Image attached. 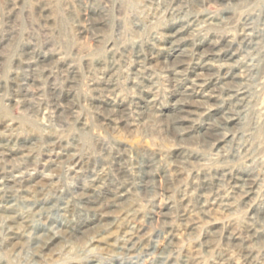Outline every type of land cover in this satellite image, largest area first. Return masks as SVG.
<instances>
[{"label":"clouds","instance_id":"1","mask_svg":"<svg viewBox=\"0 0 264 264\" xmlns=\"http://www.w3.org/2000/svg\"><path fill=\"white\" fill-rule=\"evenodd\" d=\"M0 264H264V0H0Z\"/></svg>","mask_w":264,"mask_h":264},{"label":"rangeland","instance_id":"2","mask_svg":"<svg viewBox=\"0 0 264 264\" xmlns=\"http://www.w3.org/2000/svg\"><path fill=\"white\" fill-rule=\"evenodd\" d=\"M139 140H140V136L137 135V136L134 138V142L139 141ZM146 143H148V141H146Z\"/></svg>","mask_w":264,"mask_h":264}]
</instances>
